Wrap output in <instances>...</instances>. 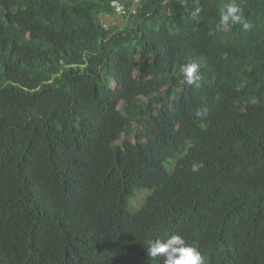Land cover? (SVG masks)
Returning <instances> with one entry per match:
<instances>
[{
  "label": "trees",
  "instance_id": "trees-1",
  "mask_svg": "<svg viewBox=\"0 0 264 264\" xmlns=\"http://www.w3.org/2000/svg\"><path fill=\"white\" fill-rule=\"evenodd\" d=\"M230 2L0 0V264H264V0Z\"/></svg>",
  "mask_w": 264,
  "mask_h": 264
},
{
  "label": "clouds",
  "instance_id": "clouds-1",
  "mask_svg": "<svg viewBox=\"0 0 264 264\" xmlns=\"http://www.w3.org/2000/svg\"><path fill=\"white\" fill-rule=\"evenodd\" d=\"M200 11L201 10L197 8L195 9L194 14L198 15ZM117 15L123 18L121 12L117 13ZM115 16L105 18L104 23L106 25H113L115 23ZM108 20H110L109 23H107ZM230 22L231 24H241L244 29H248L250 27V24L244 19L243 12L241 8L235 3V0H232V2L225 5L220 13L221 26L228 25ZM199 68L200 65L195 62H189L182 67L181 71L187 84L199 86L198 82L201 79L199 75ZM196 115H200V113L197 112ZM202 167V162L194 163L191 166V171L197 172ZM140 191L142 190L137 191V193ZM147 193L148 192H146L145 195ZM140 204L135 208H138ZM130 206H132L131 202ZM145 249L146 255L150 258H156L158 256L162 257L163 264H203V257L201 256L200 252L195 247L189 245L185 238L178 233H173L163 239H149L146 242Z\"/></svg>",
  "mask_w": 264,
  "mask_h": 264
},
{
  "label": "rangeland",
  "instance_id": "rangeland-1",
  "mask_svg": "<svg viewBox=\"0 0 264 264\" xmlns=\"http://www.w3.org/2000/svg\"><path fill=\"white\" fill-rule=\"evenodd\" d=\"M115 18H116V17H114V21H115ZM123 20H125V18L123 19L121 16L118 17V18H116V21H117L118 23H122ZM109 22H110V20L107 21V23H109ZM108 25H110V24H108ZM119 25H120V27H124V24H119ZM139 74H140L139 71L136 72V73H135L136 77H137ZM146 192H147V191H144V190L138 192V193L134 196V198L130 201L132 206H129V209H130L131 211L137 209V208H135V207H137V206L140 204V202L142 201V199H143V197H144V195H145Z\"/></svg>",
  "mask_w": 264,
  "mask_h": 264
},
{
  "label": "crops",
  "instance_id": "crops-1",
  "mask_svg": "<svg viewBox=\"0 0 264 264\" xmlns=\"http://www.w3.org/2000/svg\"><path fill=\"white\" fill-rule=\"evenodd\" d=\"M139 1H140V0H135V4L137 5V7L140 6ZM115 17L118 18V17H120V16H119V15H116ZM116 18H115V22H117V21H116ZM123 21H124V20H123ZM122 23H123V22H122ZM122 23H120V24H122Z\"/></svg>",
  "mask_w": 264,
  "mask_h": 264
}]
</instances>
